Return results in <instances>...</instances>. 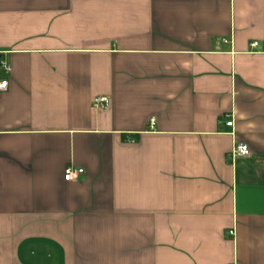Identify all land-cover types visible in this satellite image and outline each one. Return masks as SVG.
Returning a JSON list of instances; mask_svg holds the SVG:
<instances>
[{
  "label": "crops",
  "instance_id": "crops-1",
  "mask_svg": "<svg viewBox=\"0 0 264 264\" xmlns=\"http://www.w3.org/2000/svg\"><path fill=\"white\" fill-rule=\"evenodd\" d=\"M0 79V264H264V0H0Z\"/></svg>",
  "mask_w": 264,
  "mask_h": 264
},
{
  "label": "built area",
  "instance_id": "built-area-1",
  "mask_svg": "<svg viewBox=\"0 0 264 264\" xmlns=\"http://www.w3.org/2000/svg\"><path fill=\"white\" fill-rule=\"evenodd\" d=\"M5 70L10 71V65L6 62H2ZM8 88L7 79H0V91H4ZM109 102L107 97H97L94 99V106L96 108H103ZM153 121V120H152ZM154 122V121H153ZM226 125L233 126V121H227ZM252 155L250 147L245 143H236L229 154V158L233 161L236 158H249ZM85 170L83 168H75L73 166H68L64 171L65 180L72 181L78 179L84 174ZM231 234L234 231H230Z\"/></svg>",
  "mask_w": 264,
  "mask_h": 264
}]
</instances>
